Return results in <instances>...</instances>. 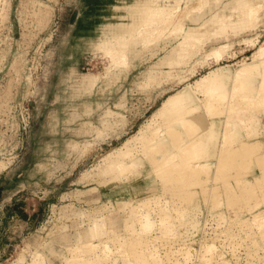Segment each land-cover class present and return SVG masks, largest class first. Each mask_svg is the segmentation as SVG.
I'll return each mask as SVG.
<instances>
[{
    "label": "rangeland",
    "instance_id": "374dc122",
    "mask_svg": "<svg viewBox=\"0 0 264 264\" xmlns=\"http://www.w3.org/2000/svg\"><path fill=\"white\" fill-rule=\"evenodd\" d=\"M140 1L0 0V264L20 259L28 264L39 250L51 264H60L63 250L81 244L88 233L91 239L93 230L101 228L103 217H107L109 226L121 231L132 216L130 202L159 190L149 174L137 179L120 173L119 169H104V156L135 133L167 95L210 69L222 65L226 69L238 68L251 60L256 51L252 40L256 37L264 40L263 15L258 21L260 25L257 22L258 25L223 34L213 32L215 36L210 37L211 33L206 32L204 42H208L203 43L199 51L192 52L187 63L171 68L166 64L174 58L182 30L174 34L169 30L172 26L168 25L167 31L160 28V33L159 29L153 31L149 27L144 37L143 31L139 38L128 42L126 49L122 47L127 52L125 60L114 65L108 50L102 49L99 42L110 34L108 30L113 23L131 21L126 11ZM158 1L168 10L180 2L176 17L184 18L181 21L187 29L204 23V26L212 25L209 21L215 11L220 10L223 15L233 13L236 18L239 15L231 8L236 0H219L206 6H201L203 0ZM190 2H195L196 8ZM197 2L201 4L198 3L199 7ZM188 3L194 8L190 9ZM186 7L190 11L185 16ZM149 15L144 18H151ZM151 31L153 37L148 35ZM166 33L168 35L164 36ZM150 37L157 40L151 41ZM223 42L228 49L222 55V52L207 54L209 49ZM167 70L170 75L163 73ZM257 119L247 131L254 129L257 123L261 124L258 129L263 130L264 117ZM262 164L264 162H260ZM250 175L248 179L254 176ZM236 195L230 197H239ZM201 196H198L196 229L190 230L187 238L188 230L179 227L180 237L172 240L178 244L166 242L164 237L159 239L165 246H160L159 239L154 242L153 237L160 234L154 222L140 229V232H150V237L153 235L150 243L156 246L160 243L158 255L164 254L161 257L165 258L168 251L180 253L177 247L179 244L182 247L180 242L184 241L180 239L184 235L192 243L189 248L192 257L170 253L166 255L170 256L169 261L165 259L167 264L170 261V264H207L200 261V253L197 254L202 250L201 244L213 238L218 248L224 249V256H217L215 260L226 258L229 264H264V241L255 243L256 234L246 232L250 219L245 218L244 224H239L232 208L219 207L216 213L210 214L211 202L206 195ZM259 198L264 201L263 195ZM245 204L241 215L249 217L248 209L252 205ZM24 209L32 214L31 222L26 223L20 214ZM219 211H226L225 217L231 220L227 225L223 223L218 227L217 222H223L219 220ZM107 236L97 237L102 241ZM260 242L263 245L260 246ZM166 243L171 250H167ZM92 246L90 248L96 245Z\"/></svg>",
    "mask_w": 264,
    "mask_h": 264
},
{
    "label": "bare ground",
    "instance_id": "6f19581e",
    "mask_svg": "<svg viewBox=\"0 0 264 264\" xmlns=\"http://www.w3.org/2000/svg\"><path fill=\"white\" fill-rule=\"evenodd\" d=\"M217 1L219 0H203L202 5L199 2L197 4L206 6ZM195 2L190 3L193 5ZM180 4V2L175 3L173 5L176 6L168 10L158 0H141L126 11L130 14L131 21L113 23L108 30L110 34L102 39L99 45L103 47L102 49L108 50L107 54L111 55L110 60L115 65L125 60L127 52L122 50V47L125 48L129 45L128 42L139 38V33L145 32L149 27L150 30L151 28L152 30L159 29L160 32L164 28L167 31L168 25H171L172 28L169 30L174 34L178 32L176 30H182L180 33L183 32L175 47L174 58L169 59L166 64L168 67L175 68L177 65L184 64L185 61L187 63V58L192 52L197 51L201 45L203 47V43L208 42H204L206 32L207 34L211 33L210 37L214 34L213 32L223 34L228 30L246 29L258 21L260 22L264 15V2L236 0L234 4H231V8H234L239 14L237 18L231 13L232 11L231 14L223 15L219 13V10L211 16L209 22L212 25L204 26L206 24L204 23L197 28L187 29L184 27L183 20L181 21L184 18L176 17ZM191 5H188L190 9L193 7H190ZM183 7L182 5V9ZM189 8L188 11L185 9L186 12L183 15L190 11ZM147 15L151 18L145 19ZM136 31H139L138 35L135 34ZM165 31L163 30V32ZM144 32L142 36L147 33ZM151 33L152 31L148 35L151 36ZM167 33L164 36L169 34ZM158 36L157 38H159ZM157 38H151V41H155ZM251 39H249V44L253 41L252 44L256 46L251 60L234 70L226 69L223 65L210 69L192 83L167 95L135 133L104 156V169H119L120 173H128L131 178L149 174L159 192L136 202H130L132 216L130 222L121 231L109 226L107 217H103L104 221L100 229L96 227L97 230H95L92 227L94 230L91 239H88L90 238V233H88L86 235L88 238L83 239L81 244L70 245L63 250V261L60 264H102V262L105 264H167L170 256L166 255L172 253L173 256V253H179V251L174 252L172 249L173 252L168 251L163 258L164 256H161L164 254L158 255L160 251L157 252V247L163 237L165 241L178 244L177 241L172 240H177L180 237L181 233L177 234V230L181 226H184L186 231L188 230L187 233L185 232V237L191 235L192 231L190 230L196 229L199 222L196 212L200 204L199 195H206L209 198L208 202H211L210 214L216 213V209L219 207L230 210L232 208L235 210L239 224L243 225L242 221L245 218L250 219L249 226H247L248 231H245L256 234L253 239L255 243L264 241V201L259 200L260 196H264V165H260V162H264V136L262 135L264 125L262 124L263 130L258 129L261 124L257 123L258 125L256 124L254 129L247 131L249 126L251 127V124L255 123L254 120L264 117V40H259L257 37L252 41ZM146 41L147 38H145ZM227 46L225 42L220 43L209 49L207 54L219 55L222 52L220 54L222 55L223 51L228 49ZM164 72L168 74L170 71ZM257 169L260 170V173H255V170L258 171ZM250 173L254 176L248 179L247 175ZM245 176H247V181L244 180ZM149 188L151 187L148 186ZM153 188L155 189L154 185ZM236 194L239 197L231 198ZM243 203L252 205V207L248 205L250 207L248 209L250 212L247 210L249 217L241 215ZM225 212H218L219 220L223 221L220 224L217 222L218 227L223 223L227 225L228 221H231L225 217ZM151 215L154 217L152 218ZM236 216L232 217L236 218ZM153 222L160 233L155 238L153 237L154 242L161 237L158 246L154 242L150 243V238L153 236L150 237V232H140V229L148 228ZM223 228L225 229V227ZM101 234L108 235V238L102 241L98 240L101 237L97 236ZM96 237L97 240H94ZM230 237L232 238V235ZM180 240L184 241L180 242L182 247L180 244L177 247V249L180 248L181 257H192L189 249L192 247V243L188 242L189 239H185L184 235ZM261 243H259L260 246L263 245ZM93 244L96 246L90 248ZM163 244L161 243L160 246ZM169 246L171 248L170 244ZM201 246L202 250L197 254L200 253V261L212 264H229V259L225 257V260L220 257L222 261L215 260L217 256L224 254V249L218 248L214 238L211 241H204ZM222 247L224 248V246ZM158 249L160 248L158 247ZM167 250L171 249L168 247ZM262 258L264 259V256ZM20 260L10 261L9 264L24 262V259ZM258 260L260 261V258ZM262 261L264 262V260ZM28 264L51 263L39 250Z\"/></svg>",
    "mask_w": 264,
    "mask_h": 264
},
{
    "label": "crops",
    "instance_id": "0c3cea01",
    "mask_svg": "<svg viewBox=\"0 0 264 264\" xmlns=\"http://www.w3.org/2000/svg\"><path fill=\"white\" fill-rule=\"evenodd\" d=\"M41 210V207H39V210L38 211H40ZM23 211V212H22ZM22 211H20V214L24 217V220L26 221V223L27 222H31L30 220L32 219V214H30L29 212H27V210L26 209H24V210H22ZM37 211V210H36ZM19 214V215H20ZM14 215H17L18 217H19V215L15 212L14 213Z\"/></svg>",
    "mask_w": 264,
    "mask_h": 264
}]
</instances>
